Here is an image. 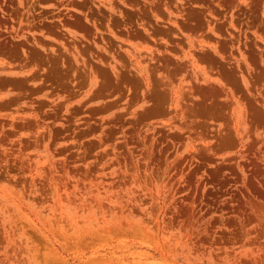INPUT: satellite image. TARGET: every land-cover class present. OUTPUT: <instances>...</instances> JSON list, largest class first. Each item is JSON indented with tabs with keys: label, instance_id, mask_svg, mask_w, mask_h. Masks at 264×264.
I'll list each match as a JSON object with an SVG mask.
<instances>
[{
	"label": "rangeland",
	"instance_id": "374dc122",
	"mask_svg": "<svg viewBox=\"0 0 264 264\" xmlns=\"http://www.w3.org/2000/svg\"><path fill=\"white\" fill-rule=\"evenodd\" d=\"M0 264H264V0H0Z\"/></svg>",
	"mask_w": 264,
	"mask_h": 264
}]
</instances>
